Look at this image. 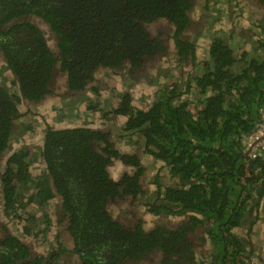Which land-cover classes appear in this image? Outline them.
<instances>
[{
    "label": "trees",
    "instance_id": "1",
    "mask_svg": "<svg viewBox=\"0 0 264 264\" xmlns=\"http://www.w3.org/2000/svg\"><path fill=\"white\" fill-rule=\"evenodd\" d=\"M194 5V0H0V56L14 86L10 91L0 82L2 214L24 218L20 227L31 240L48 227H37L35 216L23 211L29 204L42 209L58 196L68 220L52 235L55 248L45 245L40 253L31 250L30 239L2 228L0 264H67L73 253L81 264H124L127 257L145 255L141 245L147 243L159 244L164 264H194L201 230L212 243L209 264H247L258 224L264 245V157L251 159L242 142L264 107V38L255 43L259 55L243 51L238 56L216 35L208 42L206 59L198 60L189 31ZM36 19L56 35L57 54ZM162 21L172 26L176 62L199 69L181 80L182 88L174 78L165 79L146 110L135 109L124 92L104 113L127 117L124 128L136 131L134 150L140 151L121 153L101 129L46 125L40 152L47 173L33 180L27 151L8 155L15 121L32 111L30 101L49 94L60 71L66 73L70 95L81 92L98 68L118 69L127 62L134 75L148 59L167 55V40L152 28ZM139 155L153 165L149 184L156 197L148 215L175 220L186 215L173 229L155 226L146 232L141 220L131 226L133 219L123 223L111 212L124 198L143 192ZM115 163L135 171L118 179L109 170ZM167 174L177 183L163 185ZM44 217L47 223V213ZM235 230L246 231L245 237Z\"/></svg>",
    "mask_w": 264,
    "mask_h": 264
},
{
    "label": "flooded vegetation",
    "instance_id": "2",
    "mask_svg": "<svg viewBox=\"0 0 264 264\" xmlns=\"http://www.w3.org/2000/svg\"><path fill=\"white\" fill-rule=\"evenodd\" d=\"M195 1V0H194ZM209 1V0H207ZM243 7L246 8L245 14V22L249 25L250 31L253 30V33H256L255 36L257 38L263 37L264 38V0H245ZM162 21L159 23L158 27L156 28V32L154 30L155 34L159 36V38L162 40H167L168 43L166 44V50L164 52H167V56L170 55V59L172 60V64L177 66L185 65L186 62H176L175 56L176 50L174 45L172 44V39L170 38V35H172L173 31L171 30L172 26L171 24ZM257 27L258 32L254 31V28ZM188 31V30H187ZM230 35H232V30L229 31ZM236 33V32H235ZM237 34V33H236ZM247 33L243 32V35H246ZM153 35V33H152ZM193 41V40H192ZM231 46V45H230ZM195 54L197 57V50L195 46ZM163 56V53L157 54L153 59H148L145 63V65L141 68V70L137 71L132 75L130 73L131 65L129 63L125 62L124 65L121 68L118 69H109V68H98L95 70L93 74V79L85 84L83 90L81 91V94H83L84 102L86 103L84 106L87 105V108L82 109L81 111H78L80 109V106L82 103H78L77 105H69L67 102L68 98H63V103L57 108H60L63 110V113L61 112L58 114L54 113L52 110V107L48 110V115L45 119V121H42L41 124H43L44 127L41 130L42 136H41V142H43V137L45 134V127L46 125L51 126L52 128H61V127H76V126H87L91 127L93 129H101L104 131L109 132L110 134V140L114 144V147L119 150L123 154H135V152L138 153L137 150L134 149V144L136 143V140L138 138L137 135H135V130H129L125 129V122L127 117L120 115L116 118H112L113 115L110 114V118L108 115H105L106 108L109 106L110 99L112 97H115V104H117V96L119 94H122L124 92H129L130 88L127 86L126 79L127 76H133L136 77V79H139L145 74V72L148 71L149 68L154 67L158 68L155 64L158 58H161ZM186 68V67H185ZM169 70V69H166ZM155 72V70H154ZM153 72V74H154ZM189 72V71H188ZM187 72V74H188ZM62 71H60V74ZM155 73H159V70H156ZM161 75L166 76V71H161ZM147 74V73H146ZM182 75L181 78L185 79L186 75ZM180 75H178L179 77ZM65 90V89H64ZM18 91V90H17ZM18 93V92H17ZM70 94L67 91H65L64 96L67 97L70 96ZM132 97V95H131ZM92 101V102H91ZM140 101V100H139ZM83 102V103H84ZM141 102V101H140ZM132 105L135 109H140V107H137L138 105L134 103L133 97H132ZM153 103V100L150 101L144 108H141L140 110H146L148 107ZM113 106V107H114ZM112 107V108H113ZM54 110H56L55 107H53ZM92 112L93 114H90L91 116H88V113L82 114L84 111ZM111 110V109H109ZM35 113V112H34ZM54 113V114H53ZM98 113L99 121L100 123H96L94 121H91L90 119H93L94 114ZM76 114V115H75ZM82 114V115H81ZM90 120L92 123H86L83 124L79 122V120ZM66 119H77L78 122H67ZM30 125L31 128H26L25 125ZM17 125V126H16ZM41 125L37 122L35 123V127H40ZM121 127V130L117 131L114 128ZM33 125L28 119H25V115H22L19 117L18 120L15 121L14 128L12 129L13 135L12 138H10V146L8 151V155L19 151V150H25L27 151V157L26 160L29 161V170L31 173V178L33 180L43 179L45 177L44 174L47 173L46 170V164L41 156V149L42 145L40 144V148L37 154L35 156L31 153L30 149L28 148L29 145H24L23 147L15 145L16 143H13V136H21V138H25L26 133H28V130L32 129ZM118 142V144H117ZM34 143V141H33ZM28 146V147H27ZM37 156V157H36ZM37 158L40 160L39 166H41V171H38L36 173H32L33 169L31 166V162L33 160H37ZM139 159L141 162H143L142 157L139 155ZM143 166V172L139 178V183L142 186L143 192L136 196L135 198L131 199L130 197L124 198L121 202L117 203V205L114 207V210L111 212L116 215V217L120 220L122 219L123 223H126L129 221V219H133V224L131 222V226H133L137 220H141L144 224L143 228L146 230V232H150L153 230L155 226H162L167 229H173L178 222H180L182 219H186L185 217H180L175 220V217L173 215H163L162 213L159 215H153L149 216L147 213L149 203L153 202V199L156 197V189H152L151 184L149 182L151 181V171L150 169L153 167L151 163H144ZM4 163L0 161V171L4 169ZM110 174L114 177H117L118 179L123 174H133L135 171V168L133 166H126L121 163H115L113 165H110L109 167ZM178 179L175 177H171L170 174L164 175L162 177V183L163 185L171 184L174 185L177 183ZM2 194V185L0 181V215L2 214V208H3V201L1 198ZM48 206V212H47V223L44 221L43 225L39 226V222L37 221V227L42 228L45 224L48 227V230L45 232H41V234L36 238H28L26 234L23 232L24 229L20 227L22 231H20L19 234H16L14 231H12L9 226L5 224V222L0 221V228L1 231H3L2 228L6 227L8 230L12 231L16 236L19 238H23V240L30 239V245L33 249H31L35 253H40L41 251L44 252L42 249L43 246L46 245V250L51 249L52 246L55 248V239L52 238L53 233L56 230L59 229H65L67 227L68 220L63 217L62 215V207L61 202H58V196L52 198L47 205H44V207ZM50 207L51 210H50ZM35 216V219H39L36 214H33ZM120 217V218H119ZM121 221V220H120ZM132 221V220H131ZM3 224V225H1ZM10 225V224H9ZM129 226V225H128ZM235 233L237 231L235 230ZM240 236L245 237L246 231H239ZM2 233H0V236ZM252 236V235H251ZM31 237V236H30ZM198 238H202L201 240H196L195 245L193 246V252L195 255V263L194 264H209V255L212 249V243L209 239H207L206 234L201 231H199ZM253 245L250 247L248 246V257H247V264H264V245H262L260 242H252ZM40 243V244H39ZM69 243V242H68ZM158 243H147L141 245V247L145 250L146 254L143 255L142 253H139L135 256L134 260L129 259L128 257L123 260L124 264H164L166 262V255L165 252L158 247ZM138 249V248H136ZM172 258H177L176 256H172ZM67 264H81V260L77 253H73L70 257L67 259ZM183 264H191V263H183Z\"/></svg>",
    "mask_w": 264,
    "mask_h": 264
},
{
    "label": "rangeland",
    "instance_id": "3",
    "mask_svg": "<svg viewBox=\"0 0 264 264\" xmlns=\"http://www.w3.org/2000/svg\"><path fill=\"white\" fill-rule=\"evenodd\" d=\"M245 0H195V5L192 9L191 17L194 21V26L192 29H190L191 38L193 39V42H195L196 50H197V59L203 60L206 59V50L209 40L216 35L221 36L225 39V41L230 44L233 49L236 51V54L238 56L241 55L243 51L248 52L249 55H259L261 53L260 50H256L255 43L258 41V38L256 33H253V30L250 31L249 25L245 22L246 18V8L243 7ZM196 22H202V24H198ZM165 23V22H163ZM159 23L152 26L153 29L156 30ZM201 27V28H199ZM232 30V35H230L229 31ZM255 32H258L257 27L254 28ZM156 32V31H155ZM237 34H236V33ZM243 32L247 33L246 35H243ZM3 59L0 56V82L3 84L10 85L12 77L10 76L9 72L6 71L3 68ZM158 68L151 67L148 69L145 74L139 79H136V77H129L126 79L127 86L130 88L129 92L131 93L133 97V101L135 104H137V107L144 108L148 103H150L151 100L155 97V93L157 88L161 85V83L165 79H173L176 83L182 88L184 85L181 80L183 78L182 75L188 74L191 77H193L196 73V71L199 69V67H194L189 62H186L185 65L177 66L175 67L172 64V60L170 59V55H163L161 58H158L155 64ZM186 67V68H185ZM169 69V70H166ZM156 70H159V73H155ZM166 71L167 75L163 76L161 75V71ZM154 72V74H153ZM147 73V74H146ZM65 72H62L61 75L63 76ZM12 75V74H11ZM61 75H57L56 77V83L55 87L57 88H63V93L61 94L62 100L63 98H68L67 102L69 105H77L79 102L82 103L80 106V109L78 111H81L84 108H87V105L84 106L86 103L84 102L83 94L81 92H77L74 95H70L67 97L64 96L65 91L69 92L67 88H65L63 78ZM178 75H180L178 77ZM184 81V80H182ZM10 91L14 89L13 85H10ZM65 89V90H64ZM115 97H112L109 102V106L106 108V111H109V109H112V107L115 104ZM141 102H140V101ZM84 102V103H83ZM92 102V101H91ZM48 106H42L39 108H34L32 111L30 110L27 115H25V119L27 118L28 121H30L33 125V128L28 130V133H26L25 138H21V136H13V143H16L15 145L23 147L24 145H29V149L31 153L35 156V154L38 153L40 144L42 142L40 141L41 136L43 135L41 130L43 124L42 121H45L47 115H48ZM56 110L52 108L55 114L59 116L61 112L63 113V110L60 108L55 107ZM26 109V107H25ZM35 112V113H34ZM88 113V116L90 117V114H93L92 112L84 111L82 114ZM81 114V115H82ZM76 115V114H75ZM85 120H79V122L86 124V123H92L91 121H94L96 123H100L98 120V113L94 114L93 119L87 120L86 117H84ZM42 120V121H41ZM67 122H75L77 119H66ZM39 123L40 127H35V123ZM78 122V121H76ZM115 130L119 131L121 130V127L114 128ZM13 133H11L12 138ZM34 141V143H33ZM118 144V142H117ZM136 148V145L133 146ZM37 157V156H36ZM40 160L37 158V160H33L31 162L32 166V173H36L38 171H41V166H39ZM52 207H50L51 210ZM25 213L28 214H36L39 219L37 221L39 222V226L43 225L44 221L43 219L44 214L48 212V206L44 207L42 209L38 208L37 205L29 204L26 208L23 209ZM1 213V212H0ZM0 221L9 226V228L14 231L16 234H19L20 226L22 223H26L25 219H18L16 216L10 214L4 216L3 214L0 215ZM10 224V225H9ZM3 225V224H1ZM240 231V230H239ZM261 228L260 225H257V228L255 229V232L251 233V239L254 242H260L262 241V233H260ZM0 233H3V231L0 230ZM30 238V237H29ZM262 244V243H261Z\"/></svg>",
    "mask_w": 264,
    "mask_h": 264
},
{
    "label": "water",
    "instance_id": "4",
    "mask_svg": "<svg viewBox=\"0 0 264 264\" xmlns=\"http://www.w3.org/2000/svg\"><path fill=\"white\" fill-rule=\"evenodd\" d=\"M36 25H38V27H40V29H43V31H45L46 32V37H47V39H48V47L50 48V50L54 53V54H57V37H56V35H54L53 34V32H51V30L49 29V26L45 23V22H43V21H41L40 19H36ZM56 68H58L57 66H56ZM60 74V72H57L56 73V76H55V78H54V82H53V85H52V87H51V89L52 90H55L58 94L57 95H54V94H52L51 92L49 93V94H47L45 97H43L41 100H39V101H37V102H34V101H30L31 103H30V106L32 107V109H34V108H39V107H42V106H44V104H45V101H46V99H48L49 97H54V99L55 100H60L61 98H60V96H61V94L63 93V91H62V89H60V88H57V87H55V83H56V77H57V75H59ZM61 75V74H60ZM61 77L63 78V83H64V86H65V88H67L68 87V85H67V80H66V73L62 76L61 75ZM67 90H68V88H67ZM60 95V96H59ZM256 142V141H255ZM254 144V143H253ZM250 148H251V146H249L248 148H246V151H245V153L248 155L249 154V150H250Z\"/></svg>",
    "mask_w": 264,
    "mask_h": 264
},
{
    "label": "built area",
    "instance_id": "5",
    "mask_svg": "<svg viewBox=\"0 0 264 264\" xmlns=\"http://www.w3.org/2000/svg\"><path fill=\"white\" fill-rule=\"evenodd\" d=\"M259 112L260 116L255 128L251 133L242 138V142L246 148L251 146L248 154L251 159L264 157V107Z\"/></svg>",
    "mask_w": 264,
    "mask_h": 264
},
{
    "label": "crops",
    "instance_id": "6",
    "mask_svg": "<svg viewBox=\"0 0 264 264\" xmlns=\"http://www.w3.org/2000/svg\"><path fill=\"white\" fill-rule=\"evenodd\" d=\"M63 87H64V85H63ZM60 89H63V88H60ZM51 93L52 94H54V95H57L58 93L55 91V90H52L51 91ZM60 96V95H59ZM60 100H55L54 99V97H49L48 99H46V101H45V106H48L47 107V110H49L50 109V107H57V106H59V105H61L62 103H63V100H62V96H60ZM54 114V113H53Z\"/></svg>",
    "mask_w": 264,
    "mask_h": 264
}]
</instances>
